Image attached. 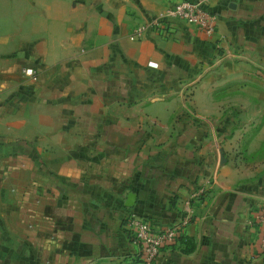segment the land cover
I'll return each instance as SVG.
<instances>
[{"label": "crops", "instance_id": "crops-1", "mask_svg": "<svg viewBox=\"0 0 264 264\" xmlns=\"http://www.w3.org/2000/svg\"><path fill=\"white\" fill-rule=\"evenodd\" d=\"M168 1L0 0V264H131L199 185L156 264H264V0L129 38Z\"/></svg>", "mask_w": 264, "mask_h": 264}, {"label": "built area", "instance_id": "built-area-1", "mask_svg": "<svg viewBox=\"0 0 264 264\" xmlns=\"http://www.w3.org/2000/svg\"><path fill=\"white\" fill-rule=\"evenodd\" d=\"M207 0H173L168 1L163 7L148 15L147 21L134 25L129 33V38L142 35L147 28H155L163 20L174 18L193 24L204 34H211L216 25V15L205 7ZM22 72L31 79L35 74L31 67H23ZM204 187L197 186L186 198L182 199L180 214L166 225H158L149 221L144 216L129 212L124 217V225L135 251L130 259L131 264H156L158 253L163 247L177 243L179 234L188 223L191 212L189 200L203 193ZM259 218V247L264 252V218ZM247 223L250 220H246Z\"/></svg>", "mask_w": 264, "mask_h": 264}, {"label": "trees", "instance_id": "trees-1", "mask_svg": "<svg viewBox=\"0 0 264 264\" xmlns=\"http://www.w3.org/2000/svg\"><path fill=\"white\" fill-rule=\"evenodd\" d=\"M262 149L264 150V142H263V144H262ZM184 239H185V234H184V232L182 231V232L179 234L178 238H177V245H179Z\"/></svg>", "mask_w": 264, "mask_h": 264}, {"label": "water", "instance_id": "water-1", "mask_svg": "<svg viewBox=\"0 0 264 264\" xmlns=\"http://www.w3.org/2000/svg\"><path fill=\"white\" fill-rule=\"evenodd\" d=\"M131 195H132V194H129V193L127 194L126 197H127L128 201L125 202L126 204H130V201H131V199H132ZM129 200H130V201H129Z\"/></svg>", "mask_w": 264, "mask_h": 264}]
</instances>
